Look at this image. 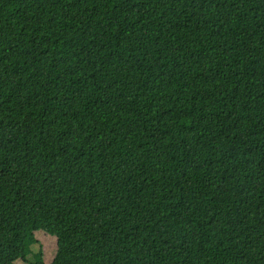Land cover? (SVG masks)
<instances>
[{"label":"trees","instance_id":"obj_1","mask_svg":"<svg viewBox=\"0 0 264 264\" xmlns=\"http://www.w3.org/2000/svg\"><path fill=\"white\" fill-rule=\"evenodd\" d=\"M264 264V0H0V264Z\"/></svg>","mask_w":264,"mask_h":264},{"label":"rangeland","instance_id":"obj_2","mask_svg":"<svg viewBox=\"0 0 264 264\" xmlns=\"http://www.w3.org/2000/svg\"><path fill=\"white\" fill-rule=\"evenodd\" d=\"M38 244L31 247L32 253L36 254L39 251H43V260L45 264H50L57 252V239L44 231L36 232ZM35 262L34 257L29 256V262L17 261L16 264H31Z\"/></svg>","mask_w":264,"mask_h":264}]
</instances>
